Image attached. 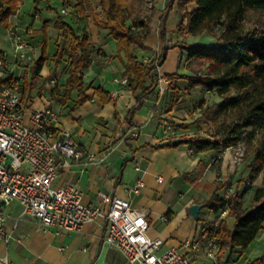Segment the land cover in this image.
Instances as JSON below:
<instances>
[{"label":"crops","instance_id":"0c3cea01","mask_svg":"<svg viewBox=\"0 0 264 264\" xmlns=\"http://www.w3.org/2000/svg\"><path fill=\"white\" fill-rule=\"evenodd\" d=\"M53 25L54 23L52 27ZM39 27L38 20H35L33 29ZM50 29L49 27L48 53L53 56L57 48L49 50ZM85 31L90 33L94 49L93 63L84 71L86 94L90 99L79 109L70 112L77 98L76 92L72 93L71 102L65 107L52 99V90L44 88L39 94L37 90L41 85L44 87L46 85L47 88L50 83L63 86L68 78L67 71L61 75V63L57 66L53 63V67L48 68V62L42 67L40 81L30 99H34V107L41 106L47 99H51L54 109L59 113L60 125L71 130L81 149L85 153L90 152L105 158L103 164L94 165L87 162V156L84 154L81 159L70 162L68 167L60 170L55 184L60 185L67 181L75 183L83 194V201L94 206L100 204L99 193L129 199L133 208L147 213L149 235L161 238L164 241V248L181 250L186 239L196 238L198 249L192 264H203L205 242H200L197 238L199 223L197 220L194 221L188 207L191 204L202 203L195 200L196 194L204 191L210 192L211 195L213 191L211 185L216 174L213 170V158L218 156V152L193 153L189 145L185 144L174 149H155L154 146L165 145L169 140L177 138L162 137L164 120L161 119L173 121L174 117L183 115L180 112L186 105L183 93L181 92L180 104L171 112H167V105L164 111L160 101H153V97L157 96V90L143 98L142 105L138 107L129 89L114 82L115 78L123 75L126 62L123 53L118 54L115 40L106 30L97 29L91 19L86 23ZM5 32L8 36L7 30ZM35 36L40 38L39 35ZM33 37L31 36L32 39ZM174 43L176 41L172 42L171 46ZM145 44L155 55L161 53L163 44L157 22L155 25L151 23ZM10 47L11 56L2 49L0 51L12 60L11 44ZM36 50L39 54V47ZM182 59L183 55L178 48L169 49L166 61L158 68L159 77L174 74L180 69ZM24 71L16 70V73L22 76ZM168 85L169 82L165 85L166 92ZM95 88H102L108 92L111 101L107 104L101 103L100 99L93 95ZM186 89L183 88L181 91ZM199 89V87L193 89L190 94L202 93L203 90ZM132 108L137 110L131 117L130 125L125 116ZM116 115H119V120L116 119ZM183 117L187 118L186 115ZM134 130L138 131L135 137L131 135ZM178 131V138L189 136L183 130ZM206 156L209 158L207 157L208 160L205 161ZM136 167L139 169L136 170ZM231 169V173L235 174V168ZM158 178H161V182H158ZM139 179L143 181L144 186L139 194L131 193L130 190ZM254 181L252 183H255ZM257 187L260 186L256 185L253 190H247L251 194V202ZM21 213L22 208L17 203H12L6 208L5 231L11 239L18 238L19 242L6 243L0 240V264H3L5 258L9 264H126L120 252L103 244L104 223L101 219L85 224L80 231L58 232L54 228L38 229L34 220L29 217L23 218ZM168 213H172L169 218ZM198 219L209 222L214 219V215L203 207ZM229 221L233 223V219ZM222 251L220 261H225L226 250ZM261 258L264 264V230L258 232L244 253L232 255L226 264H251Z\"/></svg>","mask_w":264,"mask_h":264},{"label":"trees","instance_id":"16d2710c","mask_svg":"<svg viewBox=\"0 0 264 264\" xmlns=\"http://www.w3.org/2000/svg\"><path fill=\"white\" fill-rule=\"evenodd\" d=\"M60 2L81 19H91L97 29L106 30L115 40L118 54L123 53L126 61L123 73L128 76L126 88L138 107L142 105L143 98L151 95L158 86L157 71L166 61L169 49L178 48L181 54H186L187 61L197 60L206 65V73L203 75H180L175 72L164 76L169 82L167 112L173 111L180 104L182 96L178 81H186L187 91L201 87L220 97L214 116L224 118L222 133L218 137L182 136L181 143L176 146H172L171 139L165 145L154 148L174 149L185 144L189 145L193 153H220L239 141L245 144L247 153L252 154V159L246 164L248 174L245 182L254 181L260 174L263 176L262 185L254 190L252 202L250 205L245 204L247 188L237 184L230 196L225 198L221 193L222 185L216 184L210 197L201 204L213 215L226 208L227 215L218 221L215 218L209 222L197 220L198 240L205 242L209 238L214 239L222 250H226L227 260L220 261V264L228 263L234 254L244 253L258 232L264 230V28L257 26L253 30H246L244 27L248 12L264 11V0H165L158 26L163 47L161 53L148 62H143L137 56L141 51H152L145 44L150 30V18L136 17L141 0H98L100 13L92 8L89 0ZM21 3L22 0H0V27L8 30L12 26L10 18L17 15ZM191 5L194 7L190 8ZM175 9L181 13L177 31L183 38L172 46H166L167 22ZM54 10L56 20L53 27L63 36L64 44L50 56L48 22L42 21L40 27L33 30L35 35L41 36L39 55L20 77L22 100L27 102L33 97L45 63L52 61L57 66L66 59L68 78L63 86L51 91V97L65 107L71 102L72 93L76 92V101L70 109V112H74L90 99L86 94L84 71L93 63L94 49L90 33L85 30L76 32V28L65 16L59 10ZM215 28H218L220 35L214 44L186 42L192 36L206 32L212 34ZM0 55L3 52L0 51ZM43 89L44 85H41L38 93ZM93 95L103 104L111 101L109 93L102 88H95ZM136 110L130 109L125 116L130 125ZM172 126L183 131L191 127L185 123H172ZM171 214L168 213L167 217ZM231 219L232 224L229 221ZM251 264H263V259Z\"/></svg>","mask_w":264,"mask_h":264},{"label":"built area","instance_id":"2783aa9c","mask_svg":"<svg viewBox=\"0 0 264 264\" xmlns=\"http://www.w3.org/2000/svg\"><path fill=\"white\" fill-rule=\"evenodd\" d=\"M61 13L68 14L65 9ZM7 34L12 60L0 55V240L19 242L5 231L6 208L17 203L22 208L21 216L34 220L40 230L80 231L85 224L101 219L103 244L120 252L126 264H192L198 249L196 238L186 239L181 250L164 248L161 238L149 235L147 213L133 208L129 199L99 193L100 204L94 206L83 201L75 183L55 184L60 170L84 154L87 162L94 165L103 164L105 157L81 149L71 130L60 125L51 99L38 107L33 106L34 99L23 102L21 76L16 70L29 67L37 59L38 51L31 46L33 35L28 26L13 24ZM114 82L126 87L128 76L117 77ZM131 135L137 136L138 131ZM229 149L235 152L231 164L236 168L243 162L245 144L239 141L220 153ZM217 181L226 186L222 195L228 198L233 185H226L228 180L223 177ZM143 186L139 179L130 191L139 194ZM227 213L226 208L220 209L214 218L218 221ZM205 246L203 264H220L221 246L210 238ZM3 264H9L7 258Z\"/></svg>","mask_w":264,"mask_h":264},{"label":"rangeland","instance_id":"374dc122","mask_svg":"<svg viewBox=\"0 0 264 264\" xmlns=\"http://www.w3.org/2000/svg\"><path fill=\"white\" fill-rule=\"evenodd\" d=\"M92 8L100 13V9L98 7V0H89ZM165 7V0H162L160 3V0H141L138 12L136 13V17L139 19L142 18H150V25L151 23L153 25L156 24L159 26V16H161V12ZM18 9V13L16 17H11L10 22L11 24H20L23 26H28V28L34 30L35 28V20H38V23L41 25V22L46 20L48 22V26L51 28L49 30L50 35V51L55 50L56 48L60 47L64 44L63 36L59 34L54 27H52V24L56 20V14L55 10H62L65 9L68 14H63L65 16L66 20L69 21L74 28H76V32L80 33L81 30H85L86 23L90 22V20H84L78 17L76 14L72 13V10L66 6H62L60 0H22V3ZM61 12V11H60ZM171 17L168 20V34L166 39V46H171L172 42L180 41L182 40V36L177 31V24L180 20L181 13H179L176 9L173 10V12L170 15ZM39 26V25H38ZM263 27L264 28V11H255V12H248L245 16V24L244 27L246 30H253L256 27ZM6 29L4 27H0V49L4 50L9 56H11V47L10 42L8 40V36L6 35ZM220 35V31L218 28L214 29V32L212 34L210 33H204L197 36L189 37L186 42L189 44L199 43V44H214L216 43L217 38ZM33 39H32V48L37 49L39 47V43L41 41V36L38 38L33 33ZM37 40V41H36ZM4 54V53H3ZM5 55V54H4ZM39 55V54H38ZM183 58L180 61V69L175 71L176 73L180 75H194V74H200L203 75L206 73V65L204 63H201L197 60H191L187 61L186 54H182ZM140 60L143 62L151 61L155 58V53L153 51H141L137 55ZM36 59H34L35 61ZM67 60L64 59V61L61 62L62 68H61V75L67 71ZM49 64L47 65L48 68L53 67V62L49 61ZM158 74V71H157ZM159 76V74H158ZM159 84L155 88L157 90V96L154 98L153 101H160L164 111L166 110L167 101L170 99V95L168 91L166 92V86L168 84V81H166L162 76H160ZM57 83V82H56ZM179 83V82H178ZM181 86V89L187 88L188 85L186 81H182L179 83ZM58 84H49V87L47 88L45 85V89L50 90H57ZM200 91L203 90V92H197L194 95H191L190 92L192 90H184L181 91L183 93V97L185 98V107L183 108V111H180L181 109H178L181 114L184 116L186 115L187 118H184L183 115H180V117H174L173 121H170L169 119H161L164 120L162 124L161 134L164 139L169 138H178V128H175L172 126V123L174 124H180L181 122H187L185 124H189V127L186 130V134L189 136L191 135H200L205 137H218L222 133V125L224 118L222 117H215V106L218 102L221 101L220 97L213 93L208 92L205 89H201L199 87ZM160 92H162V95H159ZM208 92V93H207ZM154 93V92H153ZM155 96V94H154ZM188 96V98H187ZM184 118V119H183ZM226 121V120H225ZM246 149V146H245ZM235 152H233L231 149L225 150L222 153H218V156L214 157L213 159V170L215 171V180L213 181L212 189L214 188L216 184L222 185L221 193L225 190V187L222 183H219L217 181L218 178L223 177L226 181V185L232 184L233 187L238 184L241 188H247L253 190L256 185L261 186L263 183V176L260 174L256 180L255 183H248L245 182V179L247 178L248 170L246 168V164L249 163V161L252 159V154L247 153L246 150H244V158L243 162L240 166L236 167L231 164V158L234 157ZM209 156L205 157V161L208 160ZM231 170L235 168V175L233 172L231 173ZM218 171V172H217ZM235 176H234V175ZM234 178V179H233ZM234 191V190H233ZM247 194H249L247 192ZM247 194L244 197L245 204H250L251 202V194L247 196ZM208 195H210V192L204 193L201 192L199 194L195 195V200L197 202H204ZM231 223V222H230Z\"/></svg>","mask_w":264,"mask_h":264},{"label":"water","instance_id":"95a60500","mask_svg":"<svg viewBox=\"0 0 264 264\" xmlns=\"http://www.w3.org/2000/svg\"><path fill=\"white\" fill-rule=\"evenodd\" d=\"M172 146H176L178 144L181 143V139L180 138H176V139H173L172 140ZM204 207L203 204H191L189 207H188V211L190 213V215L192 216V218L195 220H198L199 218V212L200 210Z\"/></svg>","mask_w":264,"mask_h":264},{"label":"bare ground","instance_id":"6f19581e","mask_svg":"<svg viewBox=\"0 0 264 264\" xmlns=\"http://www.w3.org/2000/svg\"><path fill=\"white\" fill-rule=\"evenodd\" d=\"M162 70V69H161Z\"/></svg>","mask_w":264,"mask_h":264}]
</instances>
